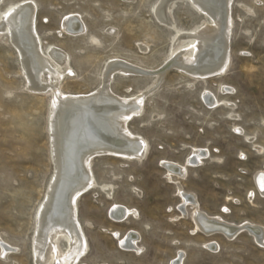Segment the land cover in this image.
<instances>
[{
	"label": "rangeland",
	"instance_id": "1",
	"mask_svg": "<svg viewBox=\"0 0 264 264\" xmlns=\"http://www.w3.org/2000/svg\"><path fill=\"white\" fill-rule=\"evenodd\" d=\"M18 1L3 0L0 8ZM25 1L35 5L42 47L51 45L69 57L73 76L60 86L67 95L98 90L105 65L114 59L158 73L167 63L176 31L201 28L207 21L186 1L171 10L175 29L154 15L161 0ZM229 13L225 74L195 80L169 68L144 95L140 115L127 123L146 144L144 158L103 155L91 160L96 186L77 200L88 250L77 264H172L178 253L183 255L179 264H264V248L248 233L231 241L194 233L191 210L180 208L177 190L179 184L211 217L234 225L252 223L264 231V196L253 182L264 171V0H232ZM72 17L79 19L84 33L62 30ZM20 66L17 51L0 36V241L14 249L8 259L0 257V264H34L35 215L54 175L50 94L27 90ZM155 73H116L108 85L115 96L132 99L151 88ZM205 92L220 106L206 105ZM194 150L206 155L192 167L186 161ZM166 163L185 165L184 179L169 180ZM114 206L134 215L117 223L110 216ZM184 211L186 218L180 214ZM130 231L138 236L140 254L119 245L118 239ZM208 242L216 249L206 248ZM59 246L64 250L63 239Z\"/></svg>",
	"mask_w": 264,
	"mask_h": 264
},
{
	"label": "bare ground",
	"instance_id": "2",
	"mask_svg": "<svg viewBox=\"0 0 264 264\" xmlns=\"http://www.w3.org/2000/svg\"><path fill=\"white\" fill-rule=\"evenodd\" d=\"M178 1L188 2L207 21L201 28L176 31L165 67L158 73L146 72L120 60H111L105 65L102 86L89 95H67L61 91L62 80L73 76L69 57L51 45L42 47L35 30L36 9L33 2L22 0L0 8V36L6 38L17 51L27 90L50 94L49 140L54 175L35 215L32 240L34 264H77L87 253L88 245L77 217V200L96 186L90 172V162L94 157L103 155L128 160L144 158L146 144L127 129V123L140 115L144 95L160 83L167 70L176 68L195 80L220 77L227 71L232 0H161L153 12L167 28L175 29L171 10ZM61 28L72 35L83 32L81 22L76 17L65 20ZM91 40L95 41L93 38ZM116 73L156 75L148 91L131 99L117 97L111 92L108 82ZM202 100L210 108L219 105V101L206 92L202 94ZM257 150L261 152V148ZM205 155L203 150H194L186 163L195 167ZM184 166L166 163L167 178L170 180L174 176L184 179ZM259 172L255 174L253 182L257 194L263 197L264 171ZM101 188L107 189L105 186ZM177 190L182 202L180 208L189 207L191 210L194 233L206 237L219 235L231 241L245 232L259 247L264 248V231L261 227L248 222L234 225L220 216L211 217L179 184ZM106 192L109 194V190ZM131 213L134 215V212L122 206H114L110 216L121 223ZM180 214L183 218L187 216L186 211ZM114 236L117 237V234ZM62 239L65 242L64 250L59 246ZM137 240V234L130 231L118 242L122 248L140 254L142 249L137 245ZM205 247L216 249L212 242L206 243ZM13 252V248L0 241V257L3 260ZM181 257L183 255L178 253L172 264H179Z\"/></svg>",
	"mask_w": 264,
	"mask_h": 264
},
{
	"label": "water",
	"instance_id": "3",
	"mask_svg": "<svg viewBox=\"0 0 264 264\" xmlns=\"http://www.w3.org/2000/svg\"><path fill=\"white\" fill-rule=\"evenodd\" d=\"M139 75H141V76H150V74H144V73H140Z\"/></svg>",
	"mask_w": 264,
	"mask_h": 264
},
{
	"label": "snow or ice",
	"instance_id": "4",
	"mask_svg": "<svg viewBox=\"0 0 264 264\" xmlns=\"http://www.w3.org/2000/svg\"><path fill=\"white\" fill-rule=\"evenodd\" d=\"M225 211H227V209H224Z\"/></svg>",
	"mask_w": 264,
	"mask_h": 264
}]
</instances>
